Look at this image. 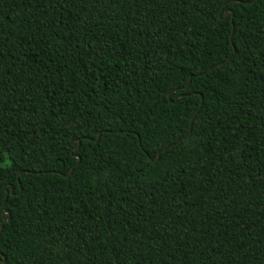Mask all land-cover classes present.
Returning <instances> with one entry per match:
<instances>
[{"label": "trees", "instance_id": "16d2710c", "mask_svg": "<svg viewBox=\"0 0 264 264\" xmlns=\"http://www.w3.org/2000/svg\"><path fill=\"white\" fill-rule=\"evenodd\" d=\"M248 4L233 23L220 0H0L6 264H264Z\"/></svg>", "mask_w": 264, "mask_h": 264}, {"label": "snow or ice", "instance_id": "6c2138e0", "mask_svg": "<svg viewBox=\"0 0 264 264\" xmlns=\"http://www.w3.org/2000/svg\"><path fill=\"white\" fill-rule=\"evenodd\" d=\"M195 3L200 4L201 0H194ZM221 10L224 12L223 19L232 18L233 23L236 19V11L248 7V0H220ZM190 87V86H189ZM187 91V89H183ZM195 128V121H193V129ZM102 137L103 133H98ZM155 159L149 155L145 160L137 164V169L141 171L143 175L144 170L148 168L149 163H155ZM0 186L7 188L6 182L3 180V175L0 174ZM7 214V200L0 201V220H3ZM0 264H6V260L3 256H0Z\"/></svg>", "mask_w": 264, "mask_h": 264}, {"label": "water", "instance_id": "95a60500", "mask_svg": "<svg viewBox=\"0 0 264 264\" xmlns=\"http://www.w3.org/2000/svg\"><path fill=\"white\" fill-rule=\"evenodd\" d=\"M255 1H256V0H255ZM220 65H223V63L219 64L218 66H220ZM211 69H212V68H211ZM211 69H210V70H211ZM210 70H209V71H210ZM204 74H205V73H204ZM204 74H203V75H204ZM190 82H191V77H190V80H189L188 85L190 84ZM191 129H192V122H191ZM191 129H190L189 133L191 132ZM189 133H188V134H189ZM188 134H187L183 139H185V138L188 136ZM99 138H100V136L98 135V138H97V140H95V142L98 141ZM180 141H181V140H180ZM180 141H179V142H180ZM79 145H80V140H78V146H79ZM167 149H168V148H167ZM76 157L78 158V162H77L76 165H78V164L80 163V157H79V156H76ZM159 158H160V154H158V157L156 158V160H158ZM156 160H155V161H156ZM72 171H73V169L70 171V173H69L68 175H71ZM6 215H7V218L4 219L3 222H2V224H1V232L3 231L4 223L10 220V211L7 210V214H6ZM1 232H0V233H1Z\"/></svg>", "mask_w": 264, "mask_h": 264}]
</instances>
